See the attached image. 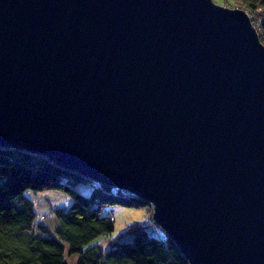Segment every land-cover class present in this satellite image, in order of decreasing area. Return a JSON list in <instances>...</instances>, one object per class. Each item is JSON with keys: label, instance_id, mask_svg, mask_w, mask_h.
I'll return each instance as SVG.
<instances>
[{"label": "water", "instance_id": "obj_1", "mask_svg": "<svg viewBox=\"0 0 264 264\" xmlns=\"http://www.w3.org/2000/svg\"><path fill=\"white\" fill-rule=\"evenodd\" d=\"M0 144L153 204L189 264H264V46L212 0H0Z\"/></svg>", "mask_w": 264, "mask_h": 264}, {"label": "trees", "instance_id": "obj_2", "mask_svg": "<svg viewBox=\"0 0 264 264\" xmlns=\"http://www.w3.org/2000/svg\"><path fill=\"white\" fill-rule=\"evenodd\" d=\"M240 1L258 9V38L264 44V0ZM90 183L40 153L0 144V264H67L65 252L77 256L75 264H189L167 233L141 224L129 227L130 240L111 242L109 249L88 246L113 230V220L102 213L104 205H145L138 197L105 192L109 186L92 188L89 194L75 188ZM26 190H56L72 203L53 209L54 222L44 223Z\"/></svg>", "mask_w": 264, "mask_h": 264}, {"label": "rangeland", "instance_id": "obj_3", "mask_svg": "<svg viewBox=\"0 0 264 264\" xmlns=\"http://www.w3.org/2000/svg\"><path fill=\"white\" fill-rule=\"evenodd\" d=\"M212 1L214 3H217L219 5L228 8H238L244 10L250 20L252 27L255 29L256 34L258 36V30L260 27L259 18L261 17V15L257 13L258 9L249 8L250 6H247L245 3H242L240 0H212ZM260 43L264 46L262 41H260ZM95 183L100 184V186L95 185ZM102 186L105 185H102L101 183L91 179L90 184H81L79 186H76L75 188H77L83 194H89L92 188H97V189L101 188L100 190L103 191ZM109 187H113V186H109ZM88 189H89V193H86L85 191H87ZM117 189L121 190V188L118 187ZM126 191L127 193L129 192L131 194H135L131 191L128 190ZM105 192H108L111 195H120L114 193L110 188ZM25 194L31 198L34 205V211L36 212V214L43 218L44 223H48V224H51L53 221L52 219L53 209L67 208L72 203V199L68 195L56 190H41V191L26 190ZM120 196L126 197V195H122V194ZM135 196L137 195L135 194ZM138 199L144 201L145 205L143 206L141 205L123 206L118 204L104 205L102 209V213L108 215L111 218V220H113L112 222L113 230L107 236L97 237L88 246L98 245L100 249L106 250L109 249L111 242L130 240L131 232L129 230V227L135 224H141L142 226H145L146 228L150 229L152 232L157 233V229H161V228L157 225V223L153 218L152 202L145 199H141L140 197H138ZM158 234H160V232ZM64 256L67 261V264H75V260L77 257L75 254H67L65 252Z\"/></svg>", "mask_w": 264, "mask_h": 264}, {"label": "built area", "instance_id": "obj_4", "mask_svg": "<svg viewBox=\"0 0 264 264\" xmlns=\"http://www.w3.org/2000/svg\"><path fill=\"white\" fill-rule=\"evenodd\" d=\"M95 185H98V186H100V184H98V183H95ZM110 189L114 192V193H117V194H122V195H126V196H129V197H133V198H135V197H137V196H135V194H131V193H127V191L126 190H118L117 189V187H115V186H113V187H110ZM119 192V193H118Z\"/></svg>", "mask_w": 264, "mask_h": 264}, {"label": "crops", "instance_id": "obj_5", "mask_svg": "<svg viewBox=\"0 0 264 264\" xmlns=\"http://www.w3.org/2000/svg\"><path fill=\"white\" fill-rule=\"evenodd\" d=\"M85 192H86V193H89V189H88L87 191H85ZM85 192H84V193H85Z\"/></svg>", "mask_w": 264, "mask_h": 264}]
</instances>
